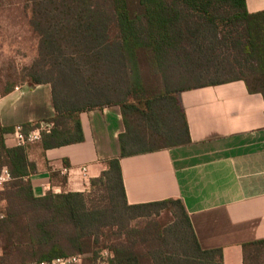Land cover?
I'll return each mask as SVG.
<instances>
[{
  "label": "trees",
  "instance_id": "1",
  "mask_svg": "<svg viewBox=\"0 0 264 264\" xmlns=\"http://www.w3.org/2000/svg\"><path fill=\"white\" fill-rule=\"evenodd\" d=\"M26 1L37 38L26 81L50 85L55 113L21 126L22 132L42 129L43 151L78 144L84 141L80 114L109 106L120 107L125 131L120 155L90 180L98 200L66 191L67 176L60 172H51L50 179L61 192L36 196L27 145L7 147L3 136L14 128L0 127V170L10 174L0 191V264L74 255L94 264L104 250L109 264H223L221 249H201L181 199L127 203L120 160L190 142L180 92L243 81L264 100V11L249 13L246 0ZM159 72L162 91L154 75ZM176 77L193 83L170 89ZM166 205L174 207L175 217L130 225ZM172 228L181 242L175 251L164 244ZM243 252L244 264H259L264 239L245 244Z\"/></svg>",
  "mask_w": 264,
  "mask_h": 264
},
{
  "label": "crops",
  "instance_id": "2",
  "mask_svg": "<svg viewBox=\"0 0 264 264\" xmlns=\"http://www.w3.org/2000/svg\"><path fill=\"white\" fill-rule=\"evenodd\" d=\"M246 9L264 11V0H246ZM4 92L2 128L54 116L49 84H14ZM178 100L190 142L122 158L126 201L133 205L181 199L201 249H221L223 264H244L243 246L264 239V100L250 94L243 81L183 91ZM80 122L81 143L46 151L38 142L26 146L28 161L36 167L29 176L36 196L60 193L50 175L64 169L66 191L82 192L87 181L100 176L106 160L120 155L125 125L119 106L83 112ZM3 138L7 147L19 146L13 132ZM83 166L87 181L77 170Z\"/></svg>",
  "mask_w": 264,
  "mask_h": 264
},
{
  "label": "rangeland",
  "instance_id": "3",
  "mask_svg": "<svg viewBox=\"0 0 264 264\" xmlns=\"http://www.w3.org/2000/svg\"><path fill=\"white\" fill-rule=\"evenodd\" d=\"M28 12L29 4L26 0H0V94L11 84L27 83L26 71L37 58V38L28 25ZM154 75L159 90H164L163 74L159 72L154 73ZM189 83L193 82L191 80H178L176 77L171 81L169 88L177 89ZM83 192L95 195L90 186ZM95 199L99 200V195H95ZM173 209L172 205L152 208L150 211L143 212V217L149 218L136 219L130 225L143 227L149 221H165L164 217H175L172 216ZM167 223L168 227L172 225L169 221ZM165 237L167 238L164 242L165 246L174 251L180 247V235L173 228L165 232ZM259 264H264V254L259 257Z\"/></svg>",
  "mask_w": 264,
  "mask_h": 264
},
{
  "label": "built area",
  "instance_id": "4",
  "mask_svg": "<svg viewBox=\"0 0 264 264\" xmlns=\"http://www.w3.org/2000/svg\"><path fill=\"white\" fill-rule=\"evenodd\" d=\"M41 131H42V129L38 128V129L31 130L27 133H23L21 126H16L14 128L13 134H14L17 142H18V145L24 146V145L39 142V140L41 138ZM77 170H78L80 176L85 181H87V179H86L87 178V167H85V166L79 167ZM61 174L67 175L66 169H64L61 172ZM9 179H10L9 171L6 168H2L0 170V191L3 189V185L9 181ZM89 186H90V180L87 181V184H86V187L84 190L88 189ZM1 204L2 203L0 202V219H2L4 217V215L1 211V206H2ZM110 257H111L110 253L108 251L104 250V251L99 253V256L96 259L94 264H109ZM83 260H84L83 255H74V256L67 257V258H56V259H53L49 262L43 261V262H39L37 264H83Z\"/></svg>",
  "mask_w": 264,
  "mask_h": 264
}]
</instances>
